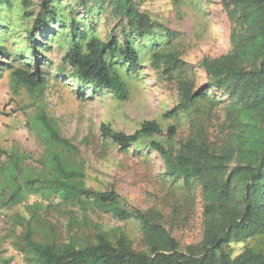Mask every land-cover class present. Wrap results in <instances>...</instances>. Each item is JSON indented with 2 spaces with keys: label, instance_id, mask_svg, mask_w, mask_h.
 <instances>
[{
  "label": "trees",
  "instance_id": "16d2710c",
  "mask_svg": "<svg viewBox=\"0 0 264 264\" xmlns=\"http://www.w3.org/2000/svg\"><path fill=\"white\" fill-rule=\"evenodd\" d=\"M78 7L89 15L92 8L99 14H107L117 21L118 33L102 40L95 31L81 30L70 18L66 37L69 47L61 61L69 69L71 78L85 86L106 89L119 101L128 98L127 84L120 76L136 74L143 63L145 51H151L148 67L177 82L182 110L194 105L214 89L226 97L224 122L212 140L189 138L178 148L165 146L152 139L164 131L155 121H144L132 134L117 132L107 124L100 125V135L119 148H126L140 140H147V148L161 159L166 175L183 185L195 183L202 201V237L198 246L180 249L178 241L165 230L152 213H142L124 208L119 195L111 187L96 192L84 187V166L76 162L78 147L62 137L52 119L39 110L36 119L45 133L47 149L42 168L35 176H26L24 186L18 183L20 170L18 157L9 159L1 167L0 207L17 205L28 195L56 197L66 204L81 207L93 206L96 210L111 214L120 221L136 220L147 252L132 249L122 233L111 242L106 233H95L96 243L78 247L75 238L57 245L54 240L39 242L34 239L31 222L39 218L38 202L24 207L28 218L15 215V224L22 228L14 243L16 250L28 264H264V254L246 248L237 257L229 253L231 243L247 242L264 233V0H218L231 28V50L216 59L202 58L195 67L205 74V84L199 88L185 79L187 64L177 53L167 49L178 33L152 19L139 9L136 0H75ZM26 5V1L24 2ZM10 0H0V11L11 7ZM32 30L27 33L31 49L45 38L52 26L65 27L54 0H39ZM33 12H26L31 16ZM0 16V30L8 27ZM57 32V31H56ZM0 35V57H9L5 39ZM163 44L161 50L157 49ZM45 44L39 43V47ZM46 48V46H44ZM34 59L35 55L31 54ZM23 68L11 69V82L29 92L42 89L38 73ZM0 63V76L2 69ZM12 68L10 64L3 65ZM176 108V109H177ZM165 136L174 137L173 127ZM60 148L74 162L67 163ZM24 159V158H23ZM6 193V200L1 194Z\"/></svg>",
  "mask_w": 264,
  "mask_h": 264
},
{
  "label": "rangeland",
  "instance_id": "374dc122",
  "mask_svg": "<svg viewBox=\"0 0 264 264\" xmlns=\"http://www.w3.org/2000/svg\"><path fill=\"white\" fill-rule=\"evenodd\" d=\"M10 1L11 7L0 11V16L8 23V29L3 34L0 30V35L9 51V57H0L1 68L5 69L0 76V169L9 159L18 157L21 187L28 174L35 176L41 170L48 146L36 119L42 110L48 119L54 120L59 134L79 148L75 163L80 161L84 166L86 189L103 192L112 187L124 208L158 217L157 222L178 241L181 250L190 245L198 246L203 218L200 190L195 183L186 186L181 180H171L159 156L147 148L148 139L121 149L101 137L99 129L101 124H107L117 132L132 134L142 122L155 121L164 133L152 139L165 146L176 149L189 138L212 140L224 122L226 97L207 89L194 105L184 110L177 108L180 102L177 82L150 70L152 52L149 50L145 51L136 74L120 70L129 90L127 100H117L106 89L94 90L71 78L69 69L61 61L70 44L66 37L67 23L73 18L81 30L90 32L92 29L95 36L105 40L118 33L117 21L93 8L86 16L75 0H54L66 26L54 25L47 31V37L36 36L46 48L36 43L31 49L30 40L26 38L27 33L33 31L39 0ZM136 1L152 21L178 33L167 49L177 53L187 64L181 73L185 79L192 81L196 88L203 86L205 74L195 65L204 57L219 58L232 47L230 32L234 24L228 20L219 1ZM26 12L33 14L26 16ZM163 47L161 44L157 51ZM31 54L35 55L34 59ZM21 63H27L31 72L37 71L43 84L41 90L29 92L11 82V69L20 68ZM5 64L12 68H6ZM169 127L175 131L172 139L165 136ZM52 149L62 153L67 163L74 162L75 158L60 148ZM1 197L6 200V193ZM34 202L41 205L36 211L39 220L31 222L36 241L52 239L61 245L75 238L77 246L83 247L96 243L97 232L106 233L111 242L123 233L133 250L147 252L136 220L120 221L91 205L81 207L63 203L56 197L28 195L20 204L0 207V264H28L13 246L22 231L15 224L14 216L27 219L24 207ZM246 248L264 254V233L245 243H231L229 253L235 258Z\"/></svg>",
  "mask_w": 264,
  "mask_h": 264
}]
</instances>
